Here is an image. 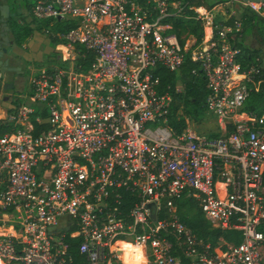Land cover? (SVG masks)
Here are the masks:
<instances>
[{
    "label": "built area",
    "instance_id": "2783aa9c",
    "mask_svg": "<svg viewBox=\"0 0 264 264\" xmlns=\"http://www.w3.org/2000/svg\"><path fill=\"white\" fill-rule=\"evenodd\" d=\"M212 10L34 0L27 18L47 21L57 56L31 70L28 92L0 115V264H264V112L246 109L259 68L238 61L243 23L215 21ZM178 18L199 22L198 43L172 31ZM61 21L69 29L53 30ZM187 57L207 83L211 132H176L173 98L159 88L158 67L177 71ZM4 93L0 73V106ZM188 196L240 241L213 245L193 232L177 212Z\"/></svg>",
    "mask_w": 264,
    "mask_h": 264
},
{
    "label": "trees",
    "instance_id": "16d2710c",
    "mask_svg": "<svg viewBox=\"0 0 264 264\" xmlns=\"http://www.w3.org/2000/svg\"><path fill=\"white\" fill-rule=\"evenodd\" d=\"M143 1V0H141ZM179 1V0H173ZM188 3L190 8L203 6L207 9H212L214 6L225 3L228 0H184ZM11 2V1H10ZM13 16L15 18L11 21V33L12 38L16 44H23L26 39L30 38L34 31L36 37L40 40L42 34L37 26H31L29 23H20L18 20L21 18V11L17 5L11 2ZM26 11L30 9V3L25 5ZM230 9L228 8V12ZM192 10H189V14H192ZM239 17L228 14L227 18L222 22L227 26H235L237 22H242L243 27L240 31V37L236 39L235 44L241 49V53L238 57V61L241 63L242 68H246L251 64H256L259 68V72L253 77L250 82V93L246 101V109L256 112H264V59L262 57V49H264V3L260 12L252 10L250 7H244L239 13ZM23 18V16H22ZM70 24L64 21L57 22L56 29L65 31L69 29ZM173 32L179 37L183 34H191L195 37V43H198L202 38V28L198 21L194 19L178 18L173 21ZM41 32V33H40ZM38 35V36H37ZM251 36L255 40L259 47L250 46L246 41V37ZM49 44L54 46L56 38L51 41L47 38ZM184 42V40L182 41ZM51 52L53 47L50 48ZM43 62V61H42ZM42 62L37 63V66H42ZM159 75L160 84L159 88L163 92H168L173 98L171 105L170 122L173 125L176 132L182 130L185 125L186 117L194 120H199L206 113V96L208 93L207 83L202 75L198 62L187 57L181 64L177 71H169L163 67H158L156 72ZM181 80V91H176L177 80ZM13 105L9 106L11 111ZM46 125H42L45 128ZM6 128L0 125V134L4 132ZM177 212L180 215L181 220L193 230L199 237H202L206 241H209L215 245L218 239L224 236L225 239L231 240V236H235V240L240 241V235L235 233H226L217 228L211 227L210 223L203 216L198 202L195 197L188 196L177 200ZM164 216L163 211L160 212L159 217ZM69 252L73 256H77L78 253L73 245ZM136 256L134 252L133 257ZM139 258H133L138 261Z\"/></svg>",
    "mask_w": 264,
    "mask_h": 264
},
{
    "label": "flooded vegetation",
    "instance_id": "af4514ba",
    "mask_svg": "<svg viewBox=\"0 0 264 264\" xmlns=\"http://www.w3.org/2000/svg\"><path fill=\"white\" fill-rule=\"evenodd\" d=\"M6 3L10 5V15L6 21L8 29L4 27L2 21H0V51L2 52L1 59L7 61L8 66L14 68V70L5 72L0 68V73L4 76L5 85L8 84L12 86L10 90H5L3 95V98L8 97L10 101L11 99H15V93L12 92V90L26 77L27 71L25 67L31 68V70L36 68L37 63L42 62L49 55L51 47L45 35L39 34L41 35L39 40L35 37V33H33L30 38L26 39L23 44H16L12 38L10 27L11 21L15 18V16H13L11 2L10 0H0V4ZM5 36H7L8 39H5ZM33 36L36 40L35 43L31 42L34 41Z\"/></svg>",
    "mask_w": 264,
    "mask_h": 264
},
{
    "label": "rangeland",
    "instance_id": "374dc122",
    "mask_svg": "<svg viewBox=\"0 0 264 264\" xmlns=\"http://www.w3.org/2000/svg\"><path fill=\"white\" fill-rule=\"evenodd\" d=\"M10 1L12 3H14L15 5H17L18 8H19V11H21V15L23 16V18L21 16V18H19V19H21L22 23H24V24L25 23H29L32 27L33 26L34 27L37 26L38 29L41 28L39 31H43V27L45 25H47V21L46 20H32L33 21L32 22V21H29L28 18H27V14H26L27 11H26L25 5L30 3V6H31L34 3V0H10ZM221 4L222 5L218 4L220 7H215V8L213 7V10H212L213 14H214V20L215 21H219V22H223L225 20V18H227L226 15L228 16V14H230V11H232V10H234L236 16L239 17L240 16L239 13H240V11L242 10V8L244 6V5H242L240 3H236V2H232L230 4H226V3H221ZM228 8L230 9L229 12H228ZM56 26H57V24H54L52 26V29L55 30V31L56 30L58 31V29H56ZM34 33H35V31H34ZM204 33L206 35L209 34L208 28L205 29ZM234 34H235V31H232V32L229 33V35H234ZM33 38H34V36H33ZM246 41L249 43L250 46L259 47L258 43L255 40H253L251 38V36H247L246 37ZM31 42L35 43L36 42L35 38H34V41H31ZM50 47L51 48L53 47L52 43L50 44ZM261 54H262V57L264 59V49H262ZM56 56H57V54L55 52H53V51L50 52L49 55L43 60L42 65L48 64L50 62V58H52V60H54L56 58ZM36 67H38V66H36ZM25 69H26L27 72H26L25 79H23L24 81L23 80H22L23 82L20 81L22 83L19 82V84L16 86V88H14L12 90V92L15 93V98H16L15 101H20L21 100L19 98L21 96V95H19V93L21 92V90L23 88H24L23 92H26V91L28 92V79H29L28 77H29L30 74H32V71H31V68L29 69L28 67H25ZM36 69H34L33 71H35ZM25 102L26 103H31V102H28V101H25ZM32 105L37 107V105H39V104L32 103ZM186 120H188V122ZM185 122H186V125L191 127V129H193V131L196 132V133L211 132L212 128L214 127V118L212 116H210L209 114H207V111L201 117V119L194 120V119H191L189 117H186ZM234 233L236 235H237V233H238V235H240V232H238V231H235Z\"/></svg>",
    "mask_w": 264,
    "mask_h": 264
},
{
    "label": "water",
    "instance_id": "95a60500",
    "mask_svg": "<svg viewBox=\"0 0 264 264\" xmlns=\"http://www.w3.org/2000/svg\"><path fill=\"white\" fill-rule=\"evenodd\" d=\"M244 3H264V0H242ZM10 15V5L9 4H0V21H2V25L8 29L7 26V19L9 18ZM5 39H8L7 36L4 37ZM2 52L0 51V68L4 70L5 72L7 71H13L14 68H11L8 66L7 61H3L1 59ZM12 86L6 84L5 89L10 90ZM4 101H8V97L3 98ZM153 214V212H152Z\"/></svg>",
    "mask_w": 264,
    "mask_h": 264
},
{
    "label": "crops",
    "instance_id": "0c3cea01",
    "mask_svg": "<svg viewBox=\"0 0 264 264\" xmlns=\"http://www.w3.org/2000/svg\"><path fill=\"white\" fill-rule=\"evenodd\" d=\"M234 16H236V14L234 15ZM36 37V36H35ZM6 90V89H5ZM23 91L21 90V92L20 93H22ZM19 93V94H20ZM16 99V98H15ZM15 99H11L10 101L8 100V101H2V104H1V106H0V115L1 116H3L4 115V112H5V110H8V111H10L9 110V106H11L12 104H14L15 103ZM5 109V110H4Z\"/></svg>",
    "mask_w": 264,
    "mask_h": 264
},
{
    "label": "bare ground",
    "instance_id": "6f19581e",
    "mask_svg": "<svg viewBox=\"0 0 264 264\" xmlns=\"http://www.w3.org/2000/svg\"><path fill=\"white\" fill-rule=\"evenodd\" d=\"M130 250L136 252V256H135V258H139V257H140V248H139V247H134V248H131ZM127 255H128V254H125L124 257H125V258H128ZM133 258H134V257H133V255H132V259H133Z\"/></svg>",
    "mask_w": 264,
    "mask_h": 264
}]
</instances>
